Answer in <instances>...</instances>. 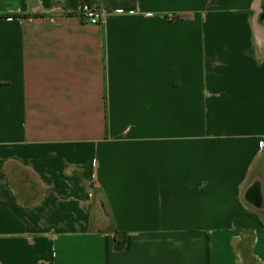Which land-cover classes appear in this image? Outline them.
Returning <instances> with one entry per match:
<instances>
[{
  "label": "crops",
  "instance_id": "obj_1",
  "mask_svg": "<svg viewBox=\"0 0 264 264\" xmlns=\"http://www.w3.org/2000/svg\"><path fill=\"white\" fill-rule=\"evenodd\" d=\"M82 1L0 0V264H264L259 0Z\"/></svg>",
  "mask_w": 264,
  "mask_h": 264
},
{
  "label": "built area",
  "instance_id": "obj_2",
  "mask_svg": "<svg viewBox=\"0 0 264 264\" xmlns=\"http://www.w3.org/2000/svg\"><path fill=\"white\" fill-rule=\"evenodd\" d=\"M117 14H123L124 11L119 10ZM79 16L82 20L93 23H100L104 19V12L101 8L93 5L88 0H83L79 10Z\"/></svg>",
  "mask_w": 264,
  "mask_h": 264
},
{
  "label": "bare ground",
  "instance_id": "obj_3",
  "mask_svg": "<svg viewBox=\"0 0 264 264\" xmlns=\"http://www.w3.org/2000/svg\"><path fill=\"white\" fill-rule=\"evenodd\" d=\"M257 9H258V16H257V22H259L258 24V30H259V34L262 35L263 31H264V0H259L257 3ZM264 36V35H263Z\"/></svg>",
  "mask_w": 264,
  "mask_h": 264
},
{
  "label": "rangeland",
  "instance_id": "obj_4",
  "mask_svg": "<svg viewBox=\"0 0 264 264\" xmlns=\"http://www.w3.org/2000/svg\"><path fill=\"white\" fill-rule=\"evenodd\" d=\"M259 14H258V10H257V8H256V11H255V25H256V28H258L259 26H258V24H259V22H257V16H258ZM264 20V19H263ZM259 32V30L257 29V37H258V39H260V41L259 42H261L262 44H263V46H262V49H264V31H263V33H262V35L261 34H259L258 33ZM101 229H105V227L104 226H101Z\"/></svg>",
  "mask_w": 264,
  "mask_h": 264
},
{
  "label": "trees",
  "instance_id": "obj_5",
  "mask_svg": "<svg viewBox=\"0 0 264 264\" xmlns=\"http://www.w3.org/2000/svg\"><path fill=\"white\" fill-rule=\"evenodd\" d=\"M117 248L118 249L123 248V242H118ZM242 252L244 253V256H245V258L247 259L248 262H254V263H256V260H254L253 258H249L248 257L249 254H248V248L247 247H242Z\"/></svg>",
  "mask_w": 264,
  "mask_h": 264
}]
</instances>
